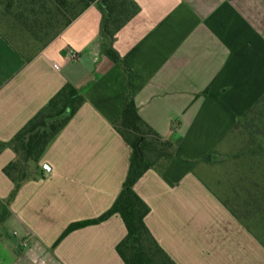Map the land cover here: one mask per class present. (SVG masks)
Listing matches in <instances>:
<instances>
[{
    "label": "crops",
    "instance_id": "crops-1",
    "mask_svg": "<svg viewBox=\"0 0 264 264\" xmlns=\"http://www.w3.org/2000/svg\"><path fill=\"white\" fill-rule=\"evenodd\" d=\"M86 1L27 59L0 37V143L66 83L84 97L21 184L3 172L14 152L0 150V264H125L119 214L60 237L121 191L132 149L115 125L127 100L164 139L178 138L168 164L133 186L164 251L176 264H264V164L223 156L264 96V0H133L136 14L110 41L116 61L98 0Z\"/></svg>",
    "mask_w": 264,
    "mask_h": 264
},
{
    "label": "trees",
    "instance_id": "trees-1",
    "mask_svg": "<svg viewBox=\"0 0 264 264\" xmlns=\"http://www.w3.org/2000/svg\"><path fill=\"white\" fill-rule=\"evenodd\" d=\"M65 1L0 0V3L4 6L6 15L11 18L12 23L9 30L14 35L20 36L28 35L27 32L32 27L29 25L32 17L39 18L40 16L41 22L43 14L58 10ZM76 3L81 4V8L53 37L58 35L83 8L89 5L86 0H76ZM97 6L102 13V33L106 38L104 52L116 61L118 55L110 45L111 38L136 14L138 7L133 0H98ZM40 22L39 27H41ZM37 24L36 20L34 25L37 26ZM9 42L12 44L11 41ZM16 44L14 43L16 50L24 55ZM263 98L264 96L260 101ZM83 102L84 97L80 91L73 84L66 83L9 142L0 143V150L4 146H9L15 154L14 159L3 168V172L16 186L30 177V164L41 159L47 147ZM115 126L132 149L128 173L121 191L110 208L103 214L96 218L71 223L60 238L75 229L100 223L113 214H119L127 232L117 244L116 251L125 264H176L147 227L145 217L149 212V207L134 191L133 186L147 170L163 169L168 164L175 155L178 138L175 141L164 139L140 117L133 100L126 101ZM0 208L1 227L8 211L4 203H0Z\"/></svg>",
    "mask_w": 264,
    "mask_h": 264
},
{
    "label": "rangeland",
    "instance_id": "rangeland-1",
    "mask_svg": "<svg viewBox=\"0 0 264 264\" xmlns=\"http://www.w3.org/2000/svg\"><path fill=\"white\" fill-rule=\"evenodd\" d=\"M1 4L0 37L8 42L14 52L20 54L14 47V43H17L16 46L22 50L25 59L35 55L53 41L58 36L53 35L81 8V4H77L76 0H66L58 10L43 14L41 22L40 16L32 17L29 24L32 27L27 32L28 35L16 36L9 30L12 21ZM36 20L37 26L34 25ZM226 143L228 148L223 156L234 160L235 165L264 164V98L237 123Z\"/></svg>",
    "mask_w": 264,
    "mask_h": 264
},
{
    "label": "built area",
    "instance_id": "built-area-1",
    "mask_svg": "<svg viewBox=\"0 0 264 264\" xmlns=\"http://www.w3.org/2000/svg\"><path fill=\"white\" fill-rule=\"evenodd\" d=\"M69 59H74V58H76L77 57V54H76V52H74V51H72V50H70L69 51Z\"/></svg>",
    "mask_w": 264,
    "mask_h": 264
}]
</instances>
